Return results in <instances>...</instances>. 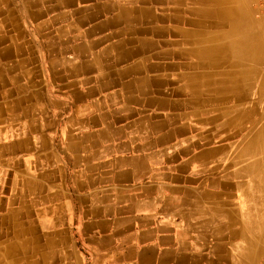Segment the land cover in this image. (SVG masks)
Listing matches in <instances>:
<instances>
[{
  "label": "crops",
  "instance_id": "1",
  "mask_svg": "<svg viewBox=\"0 0 264 264\" xmlns=\"http://www.w3.org/2000/svg\"><path fill=\"white\" fill-rule=\"evenodd\" d=\"M128 1L76 0L51 12L54 16L66 12L70 18L43 31L50 37L45 60L37 64L43 106L35 97L37 82L0 83V94L8 93L6 98L0 99L3 105L8 106L17 98L28 100L24 105L31 114L20 121L30 122L33 118L38 126L43 122L52 123L49 112L52 106L60 110L56 118L60 133L47 125L43 126L44 130L24 134V138L32 140L36 146L29 155L40 160L29 166L34 188L29 189L32 195L31 201H27L31 211L28 218L39 219L38 209L54 207L56 210L46 217H60L63 223L58 229L62 234L76 235L78 264H94V259L107 250L111 251V263L98 264H214L215 257H224L233 238L227 244L221 243L215 231L221 229V225L217 226L206 216L197 221L190 211L195 192H202L204 188L211 191L214 187L202 180L203 173L195 172L197 164L189 162L193 153L189 141L197 134L195 120L207 115L203 112L202 117L196 118L186 98L180 101L171 93L173 89H183L172 82L174 75L171 74L179 69L170 64L185 61L174 45L184 37L161 32L159 27L172 25L167 21L131 22L124 18L123 6L134 4ZM162 3L159 9H171L172 4L166 0ZM81 6L85 15L98 11L100 16L83 25L76 24V10ZM43 18L51 24L47 15ZM61 25L69 29L67 39L62 30L56 33ZM33 26L31 22L25 24L30 31ZM181 26L192 29L185 24ZM34 36L30 37L33 41L40 40L39 35ZM56 41L58 54L53 55L50 43ZM81 43H91L88 53L68 51V47ZM15 59L14 55L6 61L0 58V64L14 63ZM48 61L54 63V68L49 67ZM87 64L89 68L82 70ZM20 72L23 73L20 70L3 73L10 80ZM36 108L40 112L34 113ZM180 113L185 116H179ZM5 115L1 117L6 118ZM192 121L194 125L190 127ZM179 142L183 147H190L191 153L182 152L183 147L177 145ZM3 153L15 159L23 150H4ZM12 168L20 171L23 166L17 169L12 165ZM189 191L193 195L187 198L184 195ZM51 194L54 196L48 197ZM219 197L226 200L225 194ZM234 200L236 198L231 202ZM202 202L205 206L213 205L212 200L202 199ZM214 202L219 208L220 202L217 199ZM79 209L81 215L86 216L85 223L93 224L91 228L87 226L88 238H83L82 228H79ZM94 210L96 214L91 215Z\"/></svg>",
  "mask_w": 264,
  "mask_h": 264
},
{
  "label": "bare ground",
  "instance_id": "2",
  "mask_svg": "<svg viewBox=\"0 0 264 264\" xmlns=\"http://www.w3.org/2000/svg\"><path fill=\"white\" fill-rule=\"evenodd\" d=\"M30 1L26 0L25 2L21 0L18 12H15L9 0H0V28L2 29V32L0 31V58L5 61L13 55L16 58L14 63L4 61L0 65V83L4 82L6 84L9 81L18 82L21 80L31 83L37 82L35 83L37 85L35 97L37 98V103L43 106L40 90V84L42 83L41 79H39L40 70L37 64L40 60V52L43 51L42 53H45L47 51L50 41V37L43 34V31L53 26H50L49 22L43 20V17L51 15L56 23L70 18L66 15V12L55 16L51 12L74 3L76 0ZM129 1L134 4L132 6L131 4L130 6H123L125 8H122L121 15L124 18L130 19L131 22L142 21V19L161 23L167 21L172 23V25L169 27L168 25L159 27L161 32L184 37L183 41L176 42L174 45L186 59H184L185 61L180 60L182 61L180 63L175 61L176 63L170 64L174 69H179L178 72H173L171 75H174V82L184 88L187 95L185 101L192 106L193 110L191 112L196 114V118L198 116L202 117L203 115L201 114L206 112L207 116L203 119L193 118L196 119L195 122L197 121L195 127L200 126L201 129L199 131L203 132V134H196L194 138L196 139V137L201 135L199 138L202 140L189 141L193 150L197 148L200 150L189 159V162L192 163L197 159L208 160L206 163L196 166L195 172L198 174L203 173L202 180L214 186V190L211 191L204 188L201 190L202 192H195V196H193L195 200L190 203V211L194 214L197 221L206 216L207 218H211L212 223L217 226L221 225V229H219L220 227L215 229L220 242L227 244L230 241L229 239L233 238L237 243L235 247H237L239 252L241 264H248L256 257L257 250H253L255 244L261 238L264 239V39L260 32V28L263 26V18L255 16L256 9L254 10L249 7L248 0H166L169 4H172L171 9L167 10L164 8L159 9L158 5L159 3L163 4L162 0ZM183 5H186L187 8ZM108 7L106 6V8ZM76 13L78 14V17H75L76 24L80 23L82 25L87 20L100 16L98 11L85 15L84 7L82 6L76 10ZM20 17L34 23L35 32L40 36V40L38 38V41L41 42L40 50L35 45V39L33 41L36 34L28 35L21 29L20 23L22 21ZM182 24L192 26V29H189L190 27L183 28ZM56 29V31L62 30L63 35L67 39L68 33H70L69 29H66L62 25ZM8 34L10 35L8 36ZM32 36L33 38H30ZM6 42H9V44L5 45ZM82 45L74 44L71 48L68 47V51L71 50L75 54L88 53L91 43ZM48 64L50 68H54L53 62L48 61ZM83 66L82 70L89 68V64ZM169 68L171 69L170 66ZM8 70H20L23 73L20 72L19 75L16 74L9 80L8 75L3 73ZM158 93L160 92L158 91ZM7 96L8 93L4 92L0 94V99ZM148 98L150 102L151 98ZM27 101L26 98L22 97L8 103V106L0 103V123L2 125L0 134L8 135V137L17 136L20 144L24 146H28L29 144L25 143V139L19 137L22 135V131L20 130L23 128L21 127V122L23 121L20 122V119L25 117V115L29 117L31 114L29 108L24 105ZM185 101L183 102L185 103ZM161 102H164V100ZM161 104L159 102V105ZM229 105L233 107L232 110L228 109ZM260 105L263 106V109L259 108ZM35 110L34 113L40 112L38 108ZM3 113L6 114L5 117L7 116L9 120L8 124H4L8 120H3L1 117ZM181 115L185 116L184 113L179 114V116ZM254 118L258 119L250 125L249 122ZM31 119L28 122V129L26 131L38 132L39 126L33 118ZM69 124L71 125L72 123ZM193 125L194 121L191 122L190 127ZM156 126H158V123ZM183 130L182 134L185 133V129ZM177 145H181L180 147L182 148L184 144H180L179 142ZM186 149H190V147L184 146L181 151L184 152ZM34 160L30 162L32 165L38 159ZM32 186L33 190L34 185ZM174 190L171 191L174 192ZM221 194H225V201L220 199L219 195ZM188 195H193V193L189 191L184 196L188 198ZM53 196L51 194L48 197ZM235 198L237 201L234 200L235 202L232 203L231 199ZM202 199L212 200L213 205H203ZM215 199L220 202V209L217 207L216 202H214ZM47 208L38 209V215L44 217L49 213V209H54V207ZM98 210L99 213L100 209ZM95 211L97 210L91 211L90 214H96ZM187 213L184 212L185 215H188ZM10 216L14 219L16 217L13 209H10V212H8L7 219ZM42 223L44 227L47 226L46 220H43ZM204 226L207 227L208 224H204ZM31 230L29 229L28 231ZM22 232L18 229L17 231L15 230L13 236L15 240L0 246V264L20 263L13 256H15L17 250L24 247L29 248L27 242L19 240V237L23 235ZM44 233H47L48 245H54L55 240L52 237V232L44 231ZM3 235L4 233L0 230V236ZM229 244L231 243L229 242ZM58 264L66 263L61 259L58 261Z\"/></svg>",
  "mask_w": 264,
  "mask_h": 264
},
{
  "label": "rangeland",
  "instance_id": "3",
  "mask_svg": "<svg viewBox=\"0 0 264 264\" xmlns=\"http://www.w3.org/2000/svg\"><path fill=\"white\" fill-rule=\"evenodd\" d=\"M22 1L26 2V0H22ZM9 2L11 3L13 10L15 12H18L19 3L21 2V0H15L14 2H13V0H9ZM248 5L250 8H252L254 10L256 9L255 10L256 11V13H255L256 17L260 16L263 18V21H262L263 26L260 28V32H261L262 38L264 39V0H255V1L254 0H248ZM47 19L49 21H51L50 26L56 23L51 15H47ZM20 20L22 21V23H20L21 29L24 31V33L26 32L28 35L36 34L35 29H34L35 26H33V31L32 30L30 31L27 29V27L25 28V25H24V24L30 23V22L33 23L32 21H30L28 19L25 20L21 17H20ZM29 28H30V26H29ZM0 31L2 32L1 28H0ZM57 32L58 31H56V33ZM36 36L38 37L37 34H36ZM50 44L52 46V54L54 52L55 53L53 55L58 54L56 49L59 48V43L58 42H52ZM35 45H36L37 49L40 50L41 42L36 41ZM48 47H49V45H48ZM42 52H40V55H39L40 64H42L43 60H45V58H43V57H45L44 53H42ZM40 69H41V65H40ZM41 70L43 71V69H41ZM40 76H41V74H40ZM173 83H174V80H173ZM183 89H180V88L178 90L173 89V91H172L173 93L171 92L172 97L173 96L175 98L177 97L180 101L184 100V98L187 95L185 94V91ZM263 103H264V101H263ZM261 105L259 106V108L263 109V106H261ZM58 108L59 107L52 106L51 111H49L52 115V118H53L52 123L51 122H49V123L43 122L42 125L39 124V127H41L39 129L44 130L43 126L48 125L50 127L52 125L51 128H57L59 133H60L59 122H58V119H56L57 115H59L58 112H60V110ZM228 109L232 110L233 107H231V105H229ZM204 113L206 114V112H204ZM204 113H202V114H204ZM257 119L258 118L252 119L249 122L250 125L252 123L256 122ZM3 120H8L7 116ZM8 122H9V120L5 121L4 124H8ZM23 125H25V126H23ZM1 126L2 125L0 123V130H1ZM21 127H23L24 130H23V128H22V130H20V131H22V135H20L19 137H22L23 139H25L26 140L25 143L29 144L28 146H24L23 144H20L19 139H17L18 137L17 136L15 137L13 134H12L13 136H9V137H8V135H1L0 134V230L4 233L3 236H0V246L6 244L7 242L14 241L15 240V239H13L14 232H15V230L17 231V229H18V230L23 231L22 232L23 235L19 237V240L27 242V244L29 246V248L24 247L22 249L17 250V253L15 254V256H13V258H15V260H18L20 262L19 264H58V261H60L61 259H63V261L66 264H78V263H80V257L76 252L77 250L75 249L76 235L74 233H67L66 235L61 233V230L58 229V226L62 222L60 217H55V218L51 219L49 217H46V215L44 217H40L38 215L39 219L38 218L35 219L32 217H31V219L28 218V215L31 214V212L28 210V203H26V202L31 201L32 193L29 192V188L32 189L33 186H31V185L34 183V180L33 179L31 180V178H30L31 171L29 169V166L31 164L30 162H33V160L36 159V158H33V156H30L29 153L36 146L32 140L28 141L27 138H24V134L26 132H28V131H26V129H28V122H24V121L21 122ZM200 129H201L200 126H196V128L194 129L195 133L203 134V132L199 131ZM199 137L200 136H198L197 141L202 140ZM195 140L196 139H194V137H193L192 141L194 142ZM7 142H8V145H6ZM32 144H34V145L32 146ZM8 149L9 150L16 149L18 151L23 150V154L16 157L15 159H11L12 158L11 154L3 153L4 150H8ZM199 151H200L199 148H197L196 150H193V153L191 154L190 158H192L194 155H196V153H198ZM186 152L191 153L190 149H186ZM36 161L39 162L40 160H36ZM207 161L208 160L197 159L194 162L198 166V165H201L203 163H206ZM20 163H21V165H20ZM11 164L17 166V169L20 168L21 166H23V168H20L21 170L18 171L16 169H13ZM206 177H208V176H206ZM18 185L21 187V189H18ZM212 187H214V186H212ZM16 199H17V201H16ZM10 209H13V211L15 212V215H16L15 219L12 218L11 216L8 217V219H7V215H8V212H10ZM53 210H56V209L55 208L52 210L49 209V212L53 211ZM78 212L80 214V217L77 218V221L79 222V228H82L83 238H85V237L88 238V233H86L87 226L89 228H91V226L93 227V224L85 223L84 219L86 218V216L81 215L80 209L78 210ZM22 216H24V217H22ZM43 220H46V222H47L46 227H44V225L42 223ZM81 222H83V223H81ZM29 229H32V230L28 231ZM44 231H51L52 232V237L55 240L54 245H48V240H47V236H46L47 233H44ZM232 242H234V243H232ZM232 242L229 245L227 252H225L224 257L223 256L218 257L219 259L218 258L216 259V257H215L213 259L214 264H241V259H240L239 254H238L239 252L237 250V247H235V245L237 243L234 239H232ZM253 250H257V254H256V257L252 261L249 262V264H264V239L261 238V240L258 241L257 244H255ZM103 262L111 263V251L110 250H107L106 252H104L103 256H100V258H99V256H97L94 259V264L95 263L96 264L103 263ZM242 262L245 263L244 261H242Z\"/></svg>",
  "mask_w": 264,
  "mask_h": 264
}]
</instances>
